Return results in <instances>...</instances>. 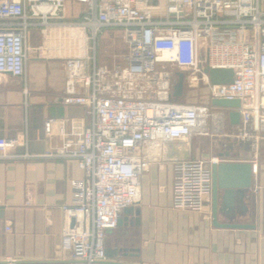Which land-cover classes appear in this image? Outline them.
I'll return each instance as SVG.
<instances>
[{"label":"built area","instance_id":"2783aa9c","mask_svg":"<svg viewBox=\"0 0 264 264\" xmlns=\"http://www.w3.org/2000/svg\"><path fill=\"white\" fill-rule=\"evenodd\" d=\"M107 29L120 30L125 45L112 66L98 58V38ZM29 56L60 60L62 101L85 107L77 147L50 152L75 158L82 171L71 178V198L62 205L72 264L107 259V231L139 199L147 146L228 125L241 139L264 138L262 0H0V72L23 75ZM207 66L232 67L233 79L211 83ZM178 71L190 84H206L210 98H239V123L229 122L226 108L174 95ZM26 143L0 136V159L30 156L11 151ZM219 160L172 161L175 208L207 210L211 164Z\"/></svg>","mask_w":264,"mask_h":264},{"label":"crops","instance_id":"0c3cea01","mask_svg":"<svg viewBox=\"0 0 264 264\" xmlns=\"http://www.w3.org/2000/svg\"><path fill=\"white\" fill-rule=\"evenodd\" d=\"M107 31L121 37L118 29L101 35ZM30 40H38L37 32ZM64 79L60 60L35 56L27 58L23 75L0 72V136L25 139L26 145L11 151L31 154L0 159V264L74 261L63 236L62 205L70 201L71 178L81 177L82 171L75 158L50 152L77 147L86 112L83 105L62 101ZM225 128L227 133L194 132L147 146L150 163L140 175V195L133 204L138 212L122 211V222L107 231L102 264H264V138L241 139L228 132L231 126ZM208 156L251 163V185L244 197L248 211L237 220L254 227L215 226L211 195L209 214L173 206L172 161Z\"/></svg>","mask_w":264,"mask_h":264},{"label":"water","instance_id":"95a60500","mask_svg":"<svg viewBox=\"0 0 264 264\" xmlns=\"http://www.w3.org/2000/svg\"><path fill=\"white\" fill-rule=\"evenodd\" d=\"M211 83H224L233 79L232 67H205ZM177 78L173 84V94L180 96L184 88L183 72H177ZM210 103L216 107L228 109V119L231 124L239 123L240 113L237 107L240 105L239 98L211 97ZM211 217L212 223L218 227L251 228L253 222L237 220L238 216L247 213L248 206L244 202L247 188L251 185L252 165L243 161H219L211 164ZM133 205L123 209L124 213L132 212ZM136 213L138 209L134 210ZM2 209H0V216ZM222 217L223 220H219ZM123 217L117 218V224L122 222ZM138 216L134 221L138 223ZM71 226L75 224V218L69 219Z\"/></svg>","mask_w":264,"mask_h":264},{"label":"rangeland","instance_id":"374dc122","mask_svg":"<svg viewBox=\"0 0 264 264\" xmlns=\"http://www.w3.org/2000/svg\"><path fill=\"white\" fill-rule=\"evenodd\" d=\"M262 6L264 7V0H262ZM105 35H99L98 38V58L102 62L113 63L122 60L120 52L125 50V45L122 42L119 33L112 34L107 31ZM122 51V52H123ZM180 100L198 102V103H210V95L206 84L195 83L190 84L184 81V88L180 95ZM224 130V129H223ZM227 129H225L226 132ZM228 132L229 131L228 129ZM212 132L210 131V134ZM227 133V132H226Z\"/></svg>","mask_w":264,"mask_h":264}]
</instances>
